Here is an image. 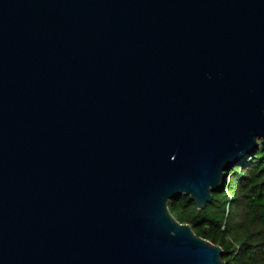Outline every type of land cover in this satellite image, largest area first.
<instances>
[{"label":"water","instance_id":"1","mask_svg":"<svg viewBox=\"0 0 264 264\" xmlns=\"http://www.w3.org/2000/svg\"><path fill=\"white\" fill-rule=\"evenodd\" d=\"M264 150V0H0V264H225L170 212Z\"/></svg>","mask_w":264,"mask_h":264},{"label":"trees","instance_id":"2","mask_svg":"<svg viewBox=\"0 0 264 264\" xmlns=\"http://www.w3.org/2000/svg\"><path fill=\"white\" fill-rule=\"evenodd\" d=\"M171 214L223 250L225 264H264V150L243 157L204 208L190 196L169 201Z\"/></svg>","mask_w":264,"mask_h":264}]
</instances>
